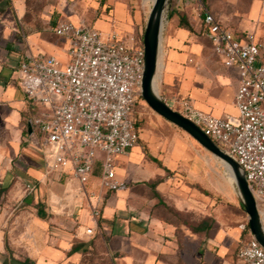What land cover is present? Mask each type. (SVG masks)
<instances>
[{
	"label": "rangeland",
	"instance_id": "1",
	"mask_svg": "<svg viewBox=\"0 0 264 264\" xmlns=\"http://www.w3.org/2000/svg\"><path fill=\"white\" fill-rule=\"evenodd\" d=\"M25 1L27 10L22 22L26 31L36 36L32 45L43 49L57 47L54 54L63 52L66 46L50 31L54 19L62 17L97 28L99 20H111L113 9L108 6L110 0ZM111 1L126 6L133 17V32L143 39L150 4L143 0ZM205 2L230 28L264 36V0ZM178 3L173 0L171 9ZM185 7L193 31L182 34L178 19L168 18L162 40L165 68L159 95L168 105L174 96L184 94L203 111L218 116L236 115L238 81L223 68L202 35L194 6ZM116 16L124 17L121 12ZM22 44L16 39L8 56L11 73L2 76L6 81L3 87L17 96L22 91L17 62ZM170 50L178 58H169ZM189 57H194L193 63L188 62ZM134 118L140 140L131 150L132 156L118 159L116 169L123 188L129 192L128 206L144 208L151 218L172 226L173 234L168 240L179 246L188 244L194 248L199 242L211 246L217 238L226 249L236 250L251 238L248 215L225 164L186 131L156 113L143 98L136 105ZM27 119L23 116L24 129ZM27 148L30 154L23 153ZM52 158L51 148L40 143L36 130L33 134L24 132L22 145L15 147L7 140L0 148V264H112L106 254L102 211L106 198L116 192L107 191L98 179L80 184L61 175V171H45ZM256 200L264 226V198L256 196ZM95 207L100 210L95 235L87 234L86 229L94 222Z\"/></svg>",
	"mask_w": 264,
	"mask_h": 264
},
{
	"label": "built area",
	"instance_id": "2",
	"mask_svg": "<svg viewBox=\"0 0 264 264\" xmlns=\"http://www.w3.org/2000/svg\"><path fill=\"white\" fill-rule=\"evenodd\" d=\"M195 8L199 29L222 65L237 73L236 115L198 109L190 96L171 99L174 110L194 122L242 167L253 195L264 198V37L236 31L208 9L205 0H179ZM68 43L67 59L27 51L19 62V83L35 110L29 125L52 150L48 172L61 171L80 184L97 177L117 192L115 158L137 146L134 112L141 96L144 44L134 34L102 31L64 19L51 28ZM189 63L194 57L188 58ZM99 208L92 211L95 226ZM94 234L95 227H88ZM243 264H264V247L252 236L238 247Z\"/></svg>",
	"mask_w": 264,
	"mask_h": 264
},
{
	"label": "crops",
	"instance_id": "3",
	"mask_svg": "<svg viewBox=\"0 0 264 264\" xmlns=\"http://www.w3.org/2000/svg\"><path fill=\"white\" fill-rule=\"evenodd\" d=\"M108 6L113 7L111 20H99L96 23V29L109 31L112 28H116L123 33L135 34L131 27L133 17L126 6L124 7L123 4L119 2L115 3L111 0ZM26 10L25 0H0V148L3 142L7 140L12 141L15 147H18L20 144L22 145V135L24 132L32 134V131H29V120L32 117L30 115L32 111L35 114V110L27 103L23 90H20L21 94L17 96L14 91H7L6 86L3 87L4 83L6 85V81L2 76L4 77L6 74L11 73L12 67L8 64V56L10 51L14 49L16 39L20 43H24L22 44L24 46L23 50L17 58L18 63L24 53L29 50L33 53L55 55L62 60L67 59L68 43L55 35L51 30L58 20H64L65 18H56L50 23L51 33L57 38L62 39L66 45L63 52L54 54L57 47L49 46L47 49H43L32 45L35 43L36 36L28 33L22 22V19L26 15ZM118 12L124 15L123 19L117 18L116 14ZM180 30L182 34L186 32L184 29L180 28ZM173 44V42H170V45L173 46ZM169 58L175 59L178 57L173 50H170ZM218 61L220 62L219 59ZM171 62L170 60V67ZM163 67L165 68L164 62H162V71L164 70ZM223 68L228 70L224 66ZM228 71L237 79L235 70ZM29 110H32L31 113ZM23 116L28 117L26 129L22 125ZM26 150L27 152L23 151L24 154L31 153L29 148ZM130 156H132V151L128 155L116 157V169L119 158L127 160ZM44 169L48 172L46 166ZM118 170L119 173L123 172L122 168ZM60 174L67 176L62 172ZM97 179V177H93L89 183H93ZM97 181L100 183L99 179ZM9 182L11 183V181ZM9 184L5 187H8ZM130 202L128 189L121 188L116 194H110L106 198V203L103 207L102 222L106 230V254L112 258V264H243L237 257L238 246L236 250H234V247H227L226 249L218 243L219 240L217 238L213 240L214 243L211 246L207 245L206 242H199L194 248H191L188 244L179 246L171 243L168 239L172 236L174 228L162 223L157 218H151L149 212L144 208L139 209L138 207L128 206ZM126 212H129V216ZM92 226L96 228L94 222L90 227Z\"/></svg>",
	"mask_w": 264,
	"mask_h": 264
},
{
	"label": "water",
	"instance_id": "4",
	"mask_svg": "<svg viewBox=\"0 0 264 264\" xmlns=\"http://www.w3.org/2000/svg\"><path fill=\"white\" fill-rule=\"evenodd\" d=\"M173 0H155L149 11L143 35L145 49V67L141 83V97L160 116L180 127L191 135L206 150L215 155L230 168L238 189V197L248 215V225L252 236L264 247V226L261 221L257 200L251 192L245 173L228 152L206 135L200 127L180 112L171 108L154 90L153 83L158 68V59L162 50L164 30H162V13L167 7V21ZM29 131L31 127L29 126Z\"/></svg>",
	"mask_w": 264,
	"mask_h": 264
},
{
	"label": "trees",
	"instance_id": "5",
	"mask_svg": "<svg viewBox=\"0 0 264 264\" xmlns=\"http://www.w3.org/2000/svg\"><path fill=\"white\" fill-rule=\"evenodd\" d=\"M169 17L170 18L176 17L178 19L179 28L187 30V31H193V27H192L191 22L189 20L190 19L189 14H188V11H187L185 6L178 4L177 7H175V9H171V11L169 12ZM135 35L139 39L140 43H143L142 36L138 37L137 34H135ZM141 98H142L141 96L138 97L137 103H138L139 99H141ZM136 126H138V121H136ZM154 184L155 183H153L152 185H154ZM6 189H7V187H4L3 190H6ZM154 193L156 194V196H159V193H158V191H156L155 187H154ZM241 207L243 208V206H241ZM247 229H248V226H247ZM250 235H251V233H250ZM4 264H8V263L6 262Z\"/></svg>",
	"mask_w": 264,
	"mask_h": 264
},
{
	"label": "bare ground",
	"instance_id": "6",
	"mask_svg": "<svg viewBox=\"0 0 264 264\" xmlns=\"http://www.w3.org/2000/svg\"><path fill=\"white\" fill-rule=\"evenodd\" d=\"M143 2L146 4H150L149 6H152L154 5V2L155 0H143ZM148 7V6H146ZM150 8V10H151ZM167 25H168V21H167V7H165L163 13H162V30L166 29L167 28ZM162 54L160 52V55H159V59H158V68H157V72H156V75H155V78H154V83H153V87H154V90L159 94V81L160 79H162V76H161V73H162ZM164 69V67H163ZM223 163L225 164L226 166V169H227V172H228V177L231 181V183L233 184L235 190L237 191L238 193V189H237V186H236V182H235V179L233 177V174L229 168V166L223 161Z\"/></svg>",
	"mask_w": 264,
	"mask_h": 264
}]
</instances>
